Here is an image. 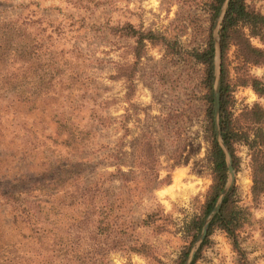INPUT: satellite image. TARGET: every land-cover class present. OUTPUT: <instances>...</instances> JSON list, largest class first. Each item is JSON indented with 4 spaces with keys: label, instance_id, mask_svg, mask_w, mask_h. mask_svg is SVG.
Segmentation results:
<instances>
[{
    "label": "rangeland",
    "instance_id": "1",
    "mask_svg": "<svg viewBox=\"0 0 264 264\" xmlns=\"http://www.w3.org/2000/svg\"><path fill=\"white\" fill-rule=\"evenodd\" d=\"M209 3L0 0V192L17 200L0 202V239L9 249L32 264L54 257L58 264L180 263L191 240L184 223L201 215L212 182L205 67L192 58L209 37L213 124L218 70L219 104L232 130L253 139L257 127L264 136V120L250 117L255 106L264 111V62L245 63L230 45L221 96L223 18L212 19ZM244 3L264 16V0ZM240 30L264 53V34ZM232 148L243 257L214 229L191 264H264V195L251 194L253 151L240 141ZM74 185L90 192L72 201ZM34 201L44 211L57 208L54 228L23 219L20 204ZM104 201L110 212L102 214Z\"/></svg>",
    "mask_w": 264,
    "mask_h": 264
},
{
    "label": "trees",
    "instance_id": "2",
    "mask_svg": "<svg viewBox=\"0 0 264 264\" xmlns=\"http://www.w3.org/2000/svg\"><path fill=\"white\" fill-rule=\"evenodd\" d=\"M224 0H210V10L212 12V19L217 16ZM246 27L249 30V34L254 37H263L264 34V16L259 13L249 11L244 3V0H231L229 6L225 12L223 20L220 25L219 30V40L221 46V54H222V63H221V75H220V84H221V96L224 89L222 88V84L224 82V78L226 76V70L224 68L223 59L230 45H235L237 47V51L241 57V59L248 64H262L264 62V53L260 50L253 48L249 45L245 36L241 33L240 28ZM138 44H142V36L137 40ZM213 54H214V45L211 37L207 42L206 47L201 52H195L192 55V58L199 64H202L205 67V79L204 83L208 90L207 99H208V108L206 113V118L208 120V130L210 137V148L208 151V157L211 160V185L206 193L205 202L202 208V213L199 216L193 217L190 221L184 223L183 234L185 237H190L189 245L182 252L180 263L183 264L184 259L187 257L190 249L191 243L197 239L199 236L203 221L208 217V215L212 212L217 199L227 183L228 180V170L227 163L224 156L223 151L221 150L214 134V124H213V110H212V84H213ZM257 82L253 83V88L255 91L260 92L257 87ZM219 130L221 137L227 146L231 158L233 160V166L235 161V156L233 154V144L235 142H244L252 153V186H251V194L253 198H258L264 195V136L261 133V129H254L253 139L247 134L238 135L236 134L230 124L228 123L227 116L225 115L224 104L223 101H220L219 104ZM251 121L256 125L264 120V111L259 107L255 106L250 111ZM74 166H71V169ZM68 176V177H66ZM70 176H74V172L66 173L64 177H58L55 179L54 184H64L65 179ZM38 188L30 187L28 189L29 192H37ZM86 192H90L87 190V187L74 185L72 189L69 191V198L73 201L74 198H80L86 195ZM9 194H2L0 192V202L2 204H13L16 203V198H12ZM38 196V195H37ZM71 201V202H72ZM38 203L28 202L22 203V207L20 210L23 213V219L29 220L32 218L36 220L39 227L38 230H47L48 224L52 225L51 227L56 226L55 218L57 214V208L55 206L49 207L46 211H44V205L41 204L40 201ZM44 202V201H43ZM74 203V202H73ZM81 204V203H79ZM71 204L64 206V208H68ZM91 209L96 208V204L92 203L90 205ZM100 209L104 211L102 214L106 212H110L107 201H104L100 205ZM44 211V212H43ZM45 214V215H44ZM57 214V215H56ZM44 217H41L43 216ZM49 215V216H48ZM53 218V220H52ZM245 220L244 212L237 207L234 200V188H230L224 197L219 213L213 218L211 223L209 224L206 238L200 244V248L206 244L208 237L212 233L214 229H219L223 231L231 241L232 249L243 257L242 252L239 249V245L237 242V230L242 226ZM48 222V223H47ZM47 223V224H46ZM49 231V230H48ZM22 239L25 237L22 235ZM11 240V239H9ZM55 240V239H53ZM59 242L61 238L57 239ZM9 242L5 239H0V264H32L34 258L21 257L18 251L9 249ZM70 241H67L66 246L68 247L67 252L71 254L72 244H69ZM30 244V243H29ZM15 249H18L16 245ZM11 250V251H10ZM67 252L63 253L62 258H64ZM197 255L194 257L193 263L196 260ZM46 261V264H58L54 260ZM52 262V263H51Z\"/></svg>",
    "mask_w": 264,
    "mask_h": 264
},
{
    "label": "water",
    "instance_id": "3",
    "mask_svg": "<svg viewBox=\"0 0 264 264\" xmlns=\"http://www.w3.org/2000/svg\"><path fill=\"white\" fill-rule=\"evenodd\" d=\"M231 0H224V3L222 4L219 13H218V19L219 18H223V15L225 14L229 3ZM217 24V23H216ZM217 52L219 54V46L217 43ZM213 102H214V131H215V138L221 148V150L224 153L225 159H226V163H227V170H228V176H229V180H227L226 185L224 186V188L222 189L217 202L212 210V212L208 215V217L203 221L202 224V229L200 232V235L198 236L195 245L192 246L190 252L188 253V256L184 262V264H191L195 252H196V248L201 244V242L203 241V239L206 237L207 235V230L209 227V224L211 223V221L213 220V218L219 213L222 201L224 199V197L226 196L227 192L229 191L231 184L233 182V169H232V165L229 159V155L225 146V143L221 137L220 134V130H219V125H218V115H219V71L217 70L216 73H214V87H213Z\"/></svg>",
    "mask_w": 264,
    "mask_h": 264
}]
</instances>
